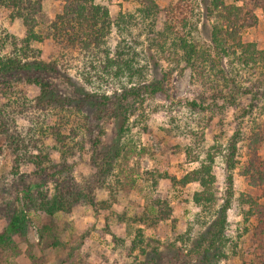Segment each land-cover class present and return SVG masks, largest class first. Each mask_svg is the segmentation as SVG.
Segmentation results:
<instances>
[{
  "label": "rangeland",
  "instance_id": "374dc122",
  "mask_svg": "<svg viewBox=\"0 0 264 264\" xmlns=\"http://www.w3.org/2000/svg\"><path fill=\"white\" fill-rule=\"evenodd\" d=\"M41 1L46 18L52 19L61 11V0ZM155 1L163 8L173 0ZM95 2L106 4L112 18L119 12L136 14L135 0ZM203 9L202 0H192L188 18L195 26V30L192 27L190 30L204 44L209 41L213 18L203 15ZM256 15L257 23L242 32V40L264 49V16L260 9L256 10ZM162 21H157V29L162 28ZM0 27L18 38L25 32L22 23L11 21L4 8H0ZM42 29V42L34 45L40 49L41 59L55 61L58 65L60 75L52 74L49 80L59 96L74 92L67 74L71 75L73 83H83L86 90L100 91L99 85L90 86L83 81L92 74L87 61L77 52L60 47L45 28ZM146 32L145 25L132 26L130 34L123 38L138 52L139 65L146 63L149 68L151 65L147 73L154 71L159 75L161 68L169 67L170 62L150 51L154 60L158 59L157 65L151 64L147 58L150 52L146 49L149 43ZM118 41H122V36L112 30L111 48ZM205 75L202 85L190 68L181 74L174 72L167 83L169 97L147 99L135 108L126 125L129 130L121 136L118 135L121 121L109 112L96 117L88 111L85 117L76 111L74 116L59 105L50 112L32 110L30 118H19L17 124L23 128L34 125L30 119L37 117L39 124L61 130L64 146L58 148L59 144L50 138L45 141L42 152L48 153L50 162L47 161L45 171H41L30 163L14 167L9 150L0 143V233L12 216L20 211L25 215L20 232L10 234L0 245V264H74L78 261L81 264H181L186 259H196L194 253L190 256V246L200 242L199 234L214 219V209L226 201L229 207L224 239L217 249L223 251V255L213 261L215 264L256 263L252 259L261 250L259 238L252 235L259 227L256 225L260 221L264 223V218L259 219L254 212L253 201L264 205V198L262 192L250 184L244 171L254 158L248 148L250 133L254 131L255 122L264 120V108L252 100L249 87L252 90L264 87V68L245 65L237 56L230 55L208 69ZM119 88L117 82L106 91ZM37 92L27 88L18 102L35 104L33 96ZM204 97L206 100L202 102ZM64 116H68L67 120ZM232 144L235 150L230 159ZM119 145L134 146L139 153L122 157L124 160L119 158L118 162L112 159L111 164H107L108 150L113 154ZM257 153L264 161V145L257 148ZM210 157L215 194L211 210L193 201L194 193L201 189L198 181L182 186L162 178L151 194L167 201L170 217L156 225L135 221V215L144 206L143 192L126 184L123 178L126 172H118L123 165L136 166L139 171L156 169L179 179L208 162ZM81 185L92 186L95 206L80 199L52 215L38 208L40 195L51 198L59 191ZM45 226L49 233L42 235ZM262 232L264 238V227Z\"/></svg>",
  "mask_w": 264,
  "mask_h": 264
},
{
  "label": "trees",
  "instance_id": "16d2710c",
  "mask_svg": "<svg viewBox=\"0 0 264 264\" xmlns=\"http://www.w3.org/2000/svg\"><path fill=\"white\" fill-rule=\"evenodd\" d=\"M135 3L136 14L119 12L112 18L107 5L96 3L95 0H61V11L48 19L43 12L41 0H0V8L8 11V18L11 21L19 20L25 28L24 34L18 38L6 28L0 27V143L5 144L9 150L14 167L30 163L45 171L47 161L50 162L48 153L42 152L45 141L50 138L59 144L58 148L64 146L61 130L56 131L50 126L39 124L37 117L35 120L30 119L34 125L25 128L18 126V119L30 118L32 110L45 113L60 105L70 115L78 111L87 117L86 113L91 111L92 115L101 117L109 112L112 117L120 119L118 135L121 136L129 130L126 125L135 108L147 99L164 100L169 97L167 83L174 72L181 74L190 68L197 75V81L203 85L206 71L230 55L237 56L245 65L250 63L252 67L258 65L264 68V49H258L253 42L242 40V32L257 23L256 10L260 9L264 16V0H202L203 15L213 18L209 41L204 44L190 30L191 27L195 30L188 18L192 0H173L163 8L155 0H135ZM159 20H163L161 29L156 28ZM140 24L147 27V51H155L160 59L165 58L170 62L169 67L161 68L159 75H155L154 71L147 73L151 71V65L150 68L146 63L139 65L138 52L123 38L130 34L132 26ZM42 26L60 47L77 52L87 61L92 74L85 76L83 81L86 85H99L100 91L86 90L83 83H73L71 75L67 74L66 79L73 86L74 92L59 96L49 80L52 74L60 75L58 65L55 61L46 62L41 59L40 49L34 45L42 42ZM112 30L122 36V41H118L113 48L109 44ZM147 58L152 61L151 64H158V59L154 60L151 52ZM122 80H126V83L123 84ZM117 82L120 85L118 90L106 91ZM27 88L38 90L33 96L35 104L18 102L25 96L23 93H26ZM249 90L253 94L252 100L256 104L261 103V108H264V87L260 90L249 87ZM8 100L13 102L9 103ZM204 100L205 97L201 101ZM64 117L67 120L68 116ZM249 138L248 148L255 159H250V167H246L244 174L249 177L250 184L262 192L264 198V161L258 158L257 153V148L264 145V120L255 122ZM234 150L235 144H232L230 159ZM109 151L105 155L107 164H111L112 159L118 162L119 158L139 153L131 145H119L113 154ZM211 160L210 157L208 162L201 163L197 169L179 179L156 169L139 171L136 166L123 165L118 172H126L123 176L126 184L139 190L141 188L143 192L144 206L135 215V221L156 225L170 217L171 209L167 201L151 194L162 178H169L182 186L190 181H198L201 189L194 193L193 201L201 208L211 210L215 201ZM231 183L229 175L228 185ZM91 194V185H81L65 192L59 191L51 198L40 195L38 208L52 215L80 199H86L95 206ZM228 207L226 201L214 209V219L199 234L200 242L193 243L189 248L190 256L194 253L196 259H186L181 264H215L213 259L223 255V251L217 249L219 244H223ZM253 208L259 219H263L264 205L253 201ZM24 219L22 211L10 218L5 230L0 233V245L10 234L20 232ZM256 226L259 227L253 230L252 236L259 238L261 252L252 259L256 263L251 264H264V223L260 221ZM48 233V227L45 226L42 235ZM74 264L81 263L78 261Z\"/></svg>",
  "mask_w": 264,
  "mask_h": 264
}]
</instances>
